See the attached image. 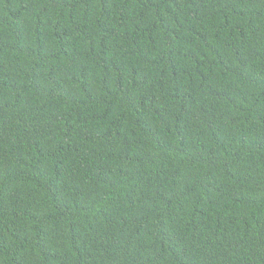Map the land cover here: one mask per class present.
<instances>
[{"label":"trees","instance_id":"obj_1","mask_svg":"<svg viewBox=\"0 0 264 264\" xmlns=\"http://www.w3.org/2000/svg\"><path fill=\"white\" fill-rule=\"evenodd\" d=\"M0 264H264V0H0Z\"/></svg>","mask_w":264,"mask_h":264}]
</instances>
